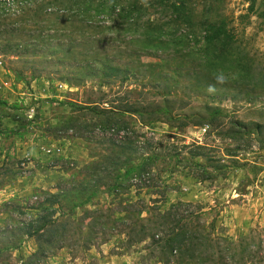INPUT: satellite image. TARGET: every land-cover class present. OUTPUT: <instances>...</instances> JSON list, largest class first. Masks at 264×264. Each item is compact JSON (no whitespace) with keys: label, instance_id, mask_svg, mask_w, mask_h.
<instances>
[{"label":"rangeland","instance_id":"rangeland-1","mask_svg":"<svg viewBox=\"0 0 264 264\" xmlns=\"http://www.w3.org/2000/svg\"><path fill=\"white\" fill-rule=\"evenodd\" d=\"M17 1L0 0V131L12 132L0 135V249L15 247L0 253V264H264V0H186L194 22L221 30L220 40L206 46L204 31L191 39L161 17L163 49L132 60L114 47L113 30L94 27L112 23L89 13L93 4ZM114 57L126 78L105 71ZM163 105L172 118L147 123ZM122 107L136 112L97 113ZM126 142L134 164L142 149L157 155L149 183L158 188L146 193L131 180L129 194L112 197L101 187L74 212L69 242L38 257L36 241L22 234L36 199L79 183L86 165ZM123 197L158 198L162 210L196 204L188 236L211 240L191 262L178 249L162 258L149 241L130 244ZM92 212L106 228L95 240Z\"/></svg>","mask_w":264,"mask_h":264},{"label":"trees","instance_id":"trees-1","mask_svg":"<svg viewBox=\"0 0 264 264\" xmlns=\"http://www.w3.org/2000/svg\"><path fill=\"white\" fill-rule=\"evenodd\" d=\"M23 1L27 4L26 0ZM11 3L17 5L18 1L11 0ZM85 3H88V6L94 5L93 10H89V13L93 12L94 16L101 17L102 20L105 19L106 22L112 23L110 27H101V25L97 24L94 27L102 31L113 30L115 34L112 37V42L115 44L114 47H122L125 50L123 54L127 60L136 58L139 51L155 52L160 50V48L163 49L165 43L162 42V38L156 35V33L161 35L159 32L162 30L161 25H159L161 17L169 19L173 30L179 27L186 28L184 31L191 39L196 37L194 35L197 32L204 31L205 35L202 39L206 46L219 41L222 34L221 30L212 31L211 27H207L208 29L203 28L206 24H202L201 21L198 23L194 22L192 12L187 11L189 7L186 4V0H147L146 2H143V0H54L49 6L76 4L81 7ZM6 4H10L9 0L6 1ZM48 10L50 9L48 8ZM62 10H65V8ZM40 13H42L41 8L37 10V14H34V16L39 17ZM51 15H54V13ZM13 32L12 29L10 33L13 34ZM194 45L195 43H193ZM16 48L17 45H15ZM117 52L119 53V51ZM111 62L112 64L109 67L103 65L106 69L105 71L109 75L125 76L126 78L128 70L123 68L124 61L114 57ZM88 110L95 111V108ZM131 112L136 111L132 110L131 107H122V109H101L97 113L100 115L106 113L112 115L113 113L130 114ZM215 112L218 111L215 110ZM147 116V123L158 121L161 116L168 119L172 118L166 105L157 107L156 110H152ZM107 122L113 125L119 123L118 121L115 122L113 118L108 119ZM199 122L201 123L202 121L199 120ZM11 133L10 131H0V135ZM113 147H116L119 153L111 151L110 156L108 155L109 157L106 156L102 159L103 162L98 160L86 165L82 181L75 183L68 180L67 184L69 187L67 189L58 187L56 193H43L42 199H36L32 208L35 214L31 216L28 224L22 229V234L25 238L36 241V255L38 257L43 258L52 254L51 252L61 249L63 244L66 245V242H69L71 234L67 233L66 227L71 224L72 221L70 222V220L74 216V212L77 209L84 210L83 207L100 194L101 187H106L103 190L104 193L110 192L112 197H117L116 193L120 195V191L122 196L129 194L130 188L134 186L131 184V180H136L139 186L146 190L158 188L149 183L152 175L150 164H152V160L157 155L146 153L142 149L143 153L140 155L141 163L134 164L131 159L132 149L130 142L124 143L122 147ZM114 154L117 155L114 156ZM120 157L121 159L119 160ZM107 182H111L110 185ZM146 193H149V190ZM123 198H125V207L122 212L125 217L120 220L128 224V227H125L124 236L130 244L132 241L135 244L149 241V244L159 248L162 258H171V256L176 254L175 249H178L180 260L191 262L192 255L202 246L201 241L208 242L211 240L209 237H200L197 234L188 236L187 227L191 225L190 223H193L191 218L197 214V212H194L195 209H198L196 204L179 201L170 204L166 209L162 210L161 208L165 202L158 198L152 199L151 197L148 204L144 199H138L133 204L132 199ZM112 213L114 214V212ZM89 214L96 215L93 217L91 225H87L90 232L88 237L95 240L94 235L102 234L106 228L99 221V217H103L100 212ZM95 226L100 228L98 227L97 229ZM199 226L194 228H199ZM132 233L135 234L134 237H131ZM92 235L93 237H91ZM87 240L86 242H88ZM14 248L12 244L8 243L0 249V253ZM30 264H33V262L30 261Z\"/></svg>","mask_w":264,"mask_h":264},{"label":"built area","instance_id":"built-area-1","mask_svg":"<svg viewBox=\"0 0 264 264\" xmlns=\"http://www.w3.org/2000/svg\"><path fill=\"white\" fill-rule=\"evenodd\" d=\"M7 1V0H6Z\"/></svg>","mask_w":264,"mask_h":264}]
</instances>
